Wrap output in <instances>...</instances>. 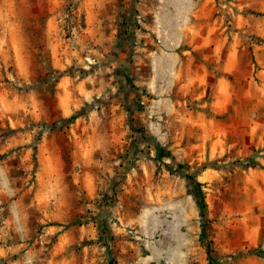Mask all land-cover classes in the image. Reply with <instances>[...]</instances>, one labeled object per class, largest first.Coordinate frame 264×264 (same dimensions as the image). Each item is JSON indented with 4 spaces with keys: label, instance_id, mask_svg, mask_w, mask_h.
Here are the masks:
<instances>
[{
    "label": "rangeland",
    "instance_id": "obj_1",
    "mask_svg": "<svg viewBox=\"0 0 264 264\" xmlns=\"http://www.w3.org/2000/svg\"><path fill=\"white\" fill-rule=\"evenodd\" d=\"M0 264H264V0H0Z\"/></svg>",
    "mask_w": 264,
    "mask_h": 264
},
{
    "label": "trees",
    "instance_id": "obj_2",
    "mask_svg": "<svg viewBox=\"0 0 264 264\" xmlns=\"http://www.w3.org/2000/svg\"><path fill=\"white\" fill-rule=\"evenodd\" d=\"M188 178H190L195 184L199 185L194 178L192 177H188Z\"/></svg>",
    "mask_w": 264,
    "mask_h": 264
},
{
    "label": "built area",
    "instance_id": "obj_3",
    "mask_svg": "<svg viewBox=\"0 0 264 264\" xmlns=\"http://www.w3.org/2000/svg\"><path fill=\"white\" fill-rule=\"evenodd\" d=\"M67 17H68V15H67Z\"/></svg>",
    "mask_w": 264,
    "mask_h": 264
}]
</instances>
